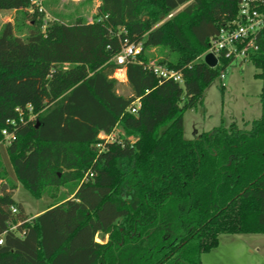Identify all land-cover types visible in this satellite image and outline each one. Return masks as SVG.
<instances>
[{
	"label": "trees",
	"instance_id": "16d2710c",
	"mask_svg": "<svg viewBox=\"0 0 264 264\" xmlns=\"http://www.w3.org/2000/svg\"><path fill=\"white\" fill-rule=\"evenodd\" d=\"M31 4L0 0V9ZM238 13L239 0H100L91 21L41 24L26 35L4 24L0 143L34 197L75 193L28 218L2 189L10 181L0 150V264H202L222 234L264 232V30L250 56L263 78L261 115L249 127L184 135L185 111L203 105L231 65L198 56ZM126 38L143 44L141 63L127 64L130 95L113 76ZM152 48L162 54L157 63L183 73L182 84L147 68ZM66 63L72 68H58ZM101 131L117 136L100 139Z\"/></svg>",
	"mask_w": 264,
	"mask_h": 264
},
{
	"label": "rangeland",
	"instance_id": "374dc122",
	"mask_svg": "<svg viewBox=\"0 0 264 264\" xmlns=\"http://www.w3.org/2000/svg\"><path fill=\"white\" fill-rule=\"evenodd\" d=\"M99 3L100 0H41V10L37 7L31 10L0 9V31L7 22L14 25L15 33L26 35L29 28H39L41 24L40 28L45 30L46 26L53 22L69 23L80 17L91 21ZM148 53L153 55L150 62H157L162 56L157 48L150 49ZM6 64L15 68L14 66L19 63ZM58 68L67 71L72 65L59 64ZM260 71L250 60L234 62L222 69L221 73L224 77L218 76L206 88L204 104L185 111V137L194 138L220 124L229 126L231 123H236L239 126L249 127V124H245V120L250 119L248 122H251L261 115L260 92L263 78L256 75ZM118 90L123 94L130 92L125 83H120ZM116 136L117 131L114 138ZM0 150L10 181L8 184L7 180H2L1 184L7 185L5 191H12L14 200L23 206L28 218L51 204L72 197H69V194L75 189L65 187H60L57 191L53 188L49 189L39 199L34 197L15 178L4 143H0ZM12 185L15 187L13 188ZM53 191L54 196H52ZM201 260L202 264H264V232L222 234L217 246L203 253Z\"/></svg>",
	"mask_w": 264,
	"mask_h": 264
},
{
	"label": "built area",
	"instance_id": "2783aa9c",
	"mask_svg": "<svg viewBox=\"0 0 264 264\" xmlns=\"http://www.w3.org/2000/svg\"><path fill=\"white\" fill-rule=\"evenodd\" d=\"M35 7L40 10L42 9L41 0H32L29 10ZM169 16H172V14ZM263 30L264 0H239V13L237 17L227 22L219 30L218 34L211 39L206 51L199 55L198 59L205 61V56L207 54H213L217 59V64L215 66H218L224 60H229L231 64L250 60L251 54L258 49L257 40ZM142 50V42L133 43L126 38L122 43L121 50L114 56V60L118 64L113 74L114 78L119 81L125 80L127 77V64L132 62L141 63L138 56L141 54ZM146 66L160 81L168 79L181 84L184 82V76L180 70L169 68L157 62H149ZM223 77L224 74L221 73L220 78ZM140 105V98H137L131 106V111L136 112ZM16 110L21 111L19 107H17ZM12 122L14 123V121ZM2 133L8 141L15 138V134L8 129H3ZM99 137L107 141L114 139L113 134L107 135L104 131L99 133ZM97 146L102 147V143H98ZM12 211L16 213L17 208L12 206ZM3 243L4 238L1 236L0 244Z\"/></svg>",
	"mask_w": 264,
	"mask_h": 264
},
{
	"label": "crops",
	"instance_id": "0c3cea01",
	"mask_svg": "<svg viewBox=\"0 0 264 264\" xmlns=\"http://www.w3.org/2000/svg\"><path fill=\"white\" fill-rule=\"evenodd\" d=\"M66 64H67V63H66ZM118 82H119V84H120V83H125V84L128 85V83H127V77H126L125 80H121V81L118 80ZM128 87H129V86H128ZM129 89H130V87H129ZM130 94H131V90H130V92H129L128 94H125V95H130ZM245 121H250V119L245 120ZM5 147H6V145H5ZM74 193H75V190H74L72 193L69 194V197H70V196H73ZM56 204H58V203L51 204V205H49L46 209H41L40 211L36 212L34 215L30 216L29 218H31V217H35V216L41 214L42 212H44L45 210H47L48 208H50V207H52L53 205H56Z\"/></svg>",
	"mask_w": 264,
	"mask_h": 264
},
{
	"label": "water",
	"instance_id": "95a60500",
	"mask_svg": "<svg viewBox=\"0 0 264 264\" xmlns=\"http://www.w3.org/2000/svg\"><path fill=\"white\" fill-rule=\"evenodd\" d=\"M205 62L210 65L211 67H214L217 64V59L214 57L213 54H207L205 56ZM7 188V185H3V190Z\"/></svg>",
	"mask_w": 264,
	"mask_h": 264
}]
</instances>
